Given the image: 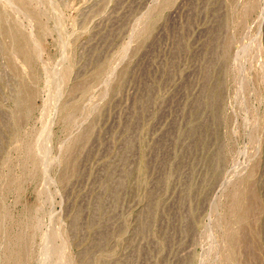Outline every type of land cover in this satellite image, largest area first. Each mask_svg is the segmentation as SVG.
<instances>
[{
  "label": "rangeland",
  "instance_id": "obj_1",
  "mask_svg": "<svg viewBox=\"0 0 264 264\" xmlns=\"http://www.w3.org/2000/svg\"><path fill=\"white\" fill-rule=\"evenodd\" d=\"M0 264H264V0H0Z\"/></svg>",
  "mask_w": 264,
  "mask_h": 264
}]
</instances>
